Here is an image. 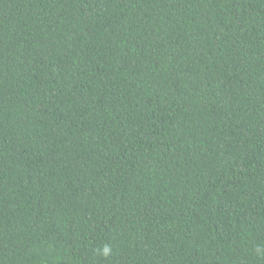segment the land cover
<instances>
[{
	"label": "trees",
	"instance_id": "trees-1",
	"mask_svg": "<svg viewBox=\"0 0 264 264\" xmlns=\"http://www.w3.org/2000/svg\"><path fill=\"white\" fill-rule=\"evenodd\" d=\"M0 264H264V0H0Z\"/></svg>",
	"mask_w": 264,
	"mask_h": 264
},
{
	"label": "clouds",
	"instance_id": "clouds-1",
	"mask_svg": "<svg viewBox=\"0 0 264 264\" xmlns=\"http://www.w3.org/2000/svg\"><path fill=\"white\" fill-rule=\"evenodd\" d=\"M104 253H105V255L108 254V249L107 248H105Z\"/></svg>",
	"mask_w": 264,
	"mask_h": 264
}]
</instances>
